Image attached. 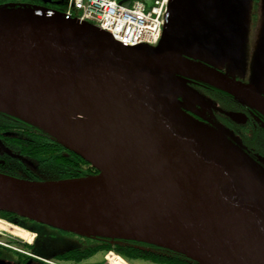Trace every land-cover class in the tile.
<instances>
[{
	"label": "water",
	"instance_id": "95a60500",
	"mask_svg": "<svg viewBox=\"0 0 264 264\" xmlns=\"http://www.w3.org/2000/svg\"><path fill=\"white\" fill-rule=\"evenodd\" d=\"M231 5L169 0L158 43L130 46L59 10L0 4V112L97 170L39 181L0 173V211L198 264H264V169L181 108L198 98L195 80L264 113L262 88L206 63L237 33Z\"/></svg>",
	"mask_w": 264,
	"mask_h": 264
},
{
	"label": "flooded vegetation",
	"instance_id": "af4514ba",
	"mask_svg": "<svg viewBox=\"0 0 264 264\" xmlns=\"http://www.w3.org/2000/svg\"><path fill=\"white\" fill-rule=\"evenodd\" d=\"M188 85L199 96L192 101L182 99L181 108L197 121L223 133L264 169V113L254 106L238 102L232 95L208 84L189 80ZM262 94L264 95V92ZM0 140L7 147L1 137ZM0 154L6 153L0 148ZM0 223L8 227L6 230L0 228V264H8L5 255L9 252L19 256L26 253L23 264H28L30 257L38 264H52L49 263L50 261L54 264H84L92 256L76 261L69 258L73 255L71 251L77 250L79 255L83 256L93 243H100L105 239L81 236L21 217H0ZM9 227L27 233L29 241L13 234ZM53 230L74 235L77 244L60 251H51L53 245L50 246L46 242L57 239ZM37 244L47 250V252L43 251L46 257L33 254L31 250L35 249ZM96 254H101V259L94 264H105V253L98 251Z\"/></svg>",
	"mask_w": 264,
	"mask_h": 264
},
{
	"label": "trees",
	"instance_id": "16d2710c",
	"mask_svg": "<svg viewBox=\"0 0 264 264\" xmlns=\"http://www.w3.org/2000/svg\"><path fill=\"white\" fill-rule=\"evenodd\" d=\"M8 2L37 4L57 10L66 9L64 0H53L52 3H42L41 0H0V4ZM76 13L73 11L74 15ZM0 137L7 148L18 155L12 157L0 154V173L35 181L82 177L97 173V170L81 156L62 146L41 129L2 112ZM0 217L18 216L0 211ZM98 251L103 254L113 251L129 264H134L135 259L158 264H198L167 249L138 241L112 238L93 243L83 256L79 255L77 250H73L71 251L73 255L69 258L79 261L83 257L95 255Z\"/></svg>",
	"mask_w": 264,
	"mask_h": 264
},
{
	"label": "rangeland",
	"instance_id": "374dc122",
	"mask_svg": "<svg viewBox=\"0 0 264 264\" xmlns=\"http://www.w3.org/2000/svg\"><path fill=\"white\" fill-rule=\"evenodd\" d=\"M235 4V8L239 13L236 19V24L238 25L236 26L237 33L235 36L234 34L231 36L229 32L223 35L222 40H220L222 43L219 44L214 58L206 63L239 81L257 87L259 90L262 88L261 91L264 92V0H232L231 6ZM52 232L57 239L52 242H46L50 246L53 245L51 246V251H60L68 246L71 247L77 244V239L74 235L62 231L55 232L53 230ZM31 251L33 254L46 257L43 251L47 252V250L43 246L37 244L35 249L33 248ZM24 255L27 254L23 253L19 256L13 252H9L5 257L7 258L8 264H23L25 259ZM100 259L101 254H95L84 264H94ZM28 264L38 263L30 257ZM105 264L110 263L105 260ZM134 264L158 263L135 259Z\"/></svg>",
	"mask_w": 264,
	"mask_h": 264
},
{
	"label": "built area",
	"instance_id": "2783aa9c",
	"mask_svg": "<svg viewBox=\"0 0 264 264\" xmlns=\"http://www.w3.org/2000/svg\"><path fill=\"white\" fill-rule=\"evenodd\" d=\"M64 1L66 9L59 11L66 18L75 16L81 21H89L108 32L115 40L130 46L158 43L169 3V0H129L126 6L120 0ZM54 10L57 9L49 8L46 13L51 15ZM73 11L77 13L74 15ZM109 255L119 257L109 251L105 256L107 260ZM49 263L54 264L51 261Z\"/></svg>",
	"mask_w": 264,
	"mask_h": 264
},
{
	"label": "bare ground",
	"instance_id": "6f19581e",
	"mask_svg": "<svg viewBox=\"0 0 264 264\" xmlns=\"http://www.w3.org/2000/svg\"><path fill=\"white\" fill-rule=\"evenodd\" d=\"M87 142V141H86ZM13 227V226H12ZM12 227H9L11 229ZM0 228L6 230L8 227L0 223ZM17 228V227H16ZM12 233L29 241V237L25 232H22L18 229L12 228ZM11 232V231H10ZM113 255L108 256V260L110 264H129L128 262L124 261L123 258L119 257H112Z\"/></svg>",
	"mask_w": 264,
	"mask_h": 264
}]
</instances>
